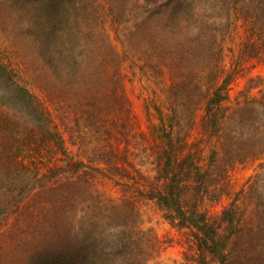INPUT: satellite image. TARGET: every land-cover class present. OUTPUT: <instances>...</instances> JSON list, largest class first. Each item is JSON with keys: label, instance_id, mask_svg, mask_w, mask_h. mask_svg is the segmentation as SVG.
Listing matches in <instances>:
<instances>
[{"label": "trees", "instance_id": "1", "mask_svg": "<svg viewBox=\"0 0 264 264\" xmlns=\"http://www.w3.org/2000/svg\"><path fill=\"white\" fill-rule=\"evenodd\" d=\"M13 1L10 10L14 17L18 10L26 11L27 22L21 35L28 38V43L21 53L40 72L34 77L37 83L26 81L25 85L15 70L0 59V169L5 174L0 184V195H3L0 218L13 211L27 192L36 188L40 167L29 163L34 161L36 153L43 156L48 148L52 153L60 152L68 157L67 143L72 142L79 145L80 151L75 156L81 158L82 148L88 152L86 144L91 140L87 135L92 132L100 137L90 142L91 154H86L93 164L91 168L99 171L102 164L113 173L136 177L137 183L143 186L139 192L147 191L148 198L174 211L172 217L179 216L183 226L195 228L201 249L220 264H228L233 247L240 253L239 246L247 236L242 227L236 228L237 212L232 206L225 209L219 225L210 224L206 214L197 211L208 197L214 200L222 196L226 187L213 191L208 188V172H203L199 164L204 149L198 143L191 144L187 137L191 136L197 111L205 104L203 142L209 139L205 149H211L212 165L219 142L224 143L228 138L224 101L229 99L228 87L236 74L233 67L226 73L224 44L239 24L244 32V45L239 56L234 57L233 65L239 67L247 60L264 59V0ZM131 17L128 31L131 43L125 48L127 52H120L103 25L104 22L121 24ZM133 57L143 62L140 68L143 72L168 71L173 77L172 89L168 91L169 116H163L158 108L157 143L142 147L150 149L155 156L152 162L157 173L155 179L146 176L134 161L142 139L136 132L137 119L127 95L124 74L125 64ZM224 75V82L219 84ZM192 79L197 82L193 83ZM31 84L51 103L57 102L55 111L41 106L30 89ZM199 87L201 91H194ZM248 97L247 92L244 104L237 108L239 122L246 120L259 128L264 123L257 120L252 123L248 114L263 108L264 98L250 100ZM61 125L71 134L70 138L60 129ZM178 128L184 133L177 132ZM141 136L144 139L146 134ZM20 142L21 147H15ZM52 159L51 156L48 161ZM225 163L233 164V161L227 159ZM85 164L81 160L78 166ZM51 166L57 168L51 175L64 172L57 162ZM194 175L198 177L195 185ZM70 185L73 180L67 177L59 186ZM64 191L58 194L60 200L66 198ZM223 223L234 227V235L230 236L231 229L227 235L220 233V229L226 228ZM98 243L93 242L82 250L80 264H105L102 256H108V247ZM116 244V253L120 254L124 243L119 240ZM229 244L233 247L228 248ZM128 254L129 258L132 252Z\"/></svg>", "mask_w": 264, "mask_h": 264}, {"label": "rangeland", "instance_id": "2", "mask_svg": "<svg viewBox=\"0 0 264 264\" xmlns=\"http://www.w3.org/2000/svg\"><path fill=\"white\" fill-rule=\"evenodd\" d=\"M12 2L14 1L0 0V59L14 69L22 79L21 83L26 85V81H36L34 77L40 71H35L29 59L21 53L23 49H27L28 43V38L21 35L27 22L26 11H13L14 17L10 10ZM129 3L133 5L134 2ZM132 11L133 15L134 10ZM131 21L132 17L121 24L104 22L103 26L120 52H127L125 48L131 43L128 37ZM243 33V28L238 24L224 44L227 50L223 62L226 73L232 71V67L236 72L228 87L229 99L224 101L225 109L223 108L228 138L224 143L219 142L217 158L211 165V149H205V143L209 139L206 138L203 142V104L197 111L191 136L187 140L191 144L198 143L204 149L199 164L203 172H208V188L213 191L220 186L226 187L222 196L214 200L208 197L203 205L197 207V211L205 213L210 224L213 222L219 225L225 209L232 206L237 212L236 228L242 227L244 236L248 237L239 246L240 253L235 252L237 248L233 244L228 245V248H234V252L227 258L228 264H264V125L256 128L253 124L246 123V120L239 122L237 112V108L246 100L244 94L247 92L250 100L264 98V59L247 60L239 67L233 65L234 57L239 56L244 45ZM142 63L133 57L125 64V85L137 119L136 132L143 142L139 143L141 149L138 148L134 161L146 176L155 179L157 173L152 163L155 156L149 152L150 149L143 150L142 147L157 143L155 139L159 134L156 129H160L158 108L163 111V116H169L167 107L171 105V101L168 91L172 89L173 77L168 71L161 74L153 70L143 72L140 69ZM224 78L225 75L219 80V84L224 82ZM192 80L193 83L197 82L196 79ZM35 88L31 84L30 89L40 100L41 106L55 111L57 102L51 103L42 91ZM197 89L194 91H201V87ZM248 117L252 123L256 120L264 123V107L250 112ZM61 128L66 137L70 138L71 134L65 126L61 125ZM176 131L182 132V129L178 128ZM91 133L87 138L92 142L97 141L96 138L100 136ZM141 133L146 134L144 139ZM215 140L219 141L218 138ZM91 141L86 144L88 152L81 149L82 159L75 156L80 151L79 145L69 142L68 157L60 152L52 153L46 148L43 156L36 153V159L32 158L34 161L29 162L40 167L39 176L35 180L36 188L27 192L24 200L13 211L0 218V264H70L72 261L80 264L83 251L93 242L108 247V256H102L105 264H220V261L213 259V255L201 249L195 228L191 225L183 226L179 216L172 217L174 211H169L161 207L157 200L148 198L147 191L139 192L143 186L137 183L136 177L113 173L102 164L99 165V171L91 168L93 164L86 157L91 154ZM21 144L15 143V147H21ZM51 156L53 159L48 161ZM227 159H231L233 164L226 165ZM81 160L86 162L84 167L78 166ZM54 162L64 169L63 173L58 171L51 175L57 169L51 166ZM121 164L127 165L122 161ZM4 175L0 169V184H3ZM67 177L73 180V185L67 188L59 186ZM196 178L198 177L194 175V185ZM7 190L9 191L8 188ZM62 190H65V200L58 197ZM128 201H132L131 204ZM223 226L226 227L224 230L220 229L223 235H227L230 229L233 230L230 236L236 232L230 225L223 223ZM119 240L124 243L120 254L116 253V243ZM129 252L132 254L128 258Z\"/></svg>", "mask_w": 264, "mask_h": 264}]
</instances>
